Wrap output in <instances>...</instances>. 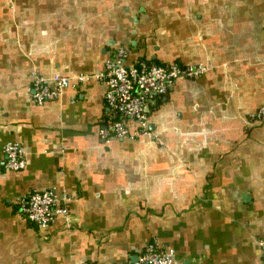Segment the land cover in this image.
Returning <instances> with one entry per match:
<instances>
[{
	"label": "crops",
	"instance_id": "0c3cea01",
	"mask_svg": "<svg viewBox=\"0 0 264 264\" xmlns=\"http://www.w3.org/2000/svg\"><path fill=\"white\" fill-rule=\"evenodd\" d=\"M116 47L204 67L132 139L100 134L116 115L96 75ZM55 74L70 85L36 104L33 77ZM262 106L264 0H0V264H133L147 244L173 264H264ZM46 189L66 214L40 227L18 201Z\"/></svg>",
	"mask_w": 264,
	"mask_h": 264
},
{
	"label": "built area",
	"instance_id": "2783aa9c",
	"mask_svg": "<svg viewBox=\"0 0 264 264\" xmlns=\"http://www.w3.org/2000/svg\"><path fill=\"white\" fill-rule=\"evenodd\" d=\"M127 55L125 47H116L106 58L103 70L96 75L105 86L104 103L116 115L108 127L100 130L104 139L108 138L110 131L115 137L130 139L148 134L145 122L149 106L167 91L176 77H194L204 71L201 65L155 64L140 58L128 63ZM83 77L78 76L77 80ZM70 83V78L65 75H35L30 84V96L36 104H40L55 98ZM257 114L264 116V106L259 108ZM128 122L136 126L130 130ZM2 152L6 169L15 171L24 166L22 149L18 143L6 142ZM65 201L64 195L46 189L30 192L20 198L18 203L26 219L46 227L56 214H66ZM173 258L172 250L161 251L147 244L133 264H173Z\"/></svg>",
	"mask_w": 264,
	"mask_h": 264
}]
</instances>
